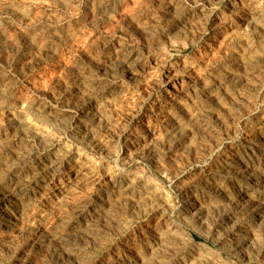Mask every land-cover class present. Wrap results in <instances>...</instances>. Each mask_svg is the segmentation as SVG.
<instances>
[{
  "label": "rangeland",
  "instance_id": "374dc122",
  "mask_svg": "<svg viewBox=\"0 0 264 264\" xmlns=\"http://www.w3.org/2000/svg\"><path fill=\"white\" fill-rule=\"evenodd\" d=\"M0 264H264V0H0Z\"/></svg>",
  "mask_w": 264,
  "mask_h": 264
},
{
  "label": "trees",
  "instance_id": "16d2710c",
  "mask_svg": "<svg viewBox=\"0 0 264 264\" xmlns=\"http://www.w3.org/2000/svg\"><path fill=\"white\" fill-rule=\"evenodd\" d=\"M194 239L198 242H204L201 238L197 237V236H194Z\"/></svg>",
  "mask_w": 264,
  "mask_h": 264
}]
</instances>
